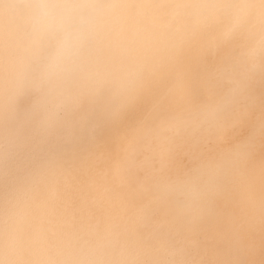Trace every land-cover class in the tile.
Listing matches in <instances>:
<instances>
[{"label":"bare ground","instance_id":"bare-ground-1","mask_svg":"<svg viewBox=\"0 0 264 264\" xmlns=\"http://www.w3.org/2000/svg\"><path fill=\"white\" fill-rule=\"evenodd\" d=\"M28 2L29 0H0V5H7L10 9L9 16L14 17L11 47L5 52L0 42V67L9 63L21 71L34 67L33 55L28 44L27 21L30 15ZM158 2L169 4L175 0ZM184 2L203 3L205 0ZM129 23L149 29L161 47L166 46L169 29L173 27L182 29L184 26L179 12L163 8ZM248 27L245 25L243 31L236 36L213 39L210 55L202 54L201 39L196 41L186 39L178 57L167 63L155 58L152 68L155 80L151 77L146 80L145 89L141 93L140 108L129 110L117 125L94 144L59 147L57 154L50 161L48 157L51 150L44 140L41 125L57 110V106L64 105L59 112L61 117H70L73 113L89 109L96 98L98 88L116 91L119 87V80L110 75L108 70L114 71L133 65L139 62V59L117 47L114 39L101 38L91 56L88 74L73 72L59 80L54 79L39 97L34 91L22 90L12 102L11 108L7 106L6 97L0 96V152L7 144H11V158L7 167L0 165V259L33 261L48 259L45 248L50 246L59 258L95 261L160 258L188 260L192 261V264L235 260L241 264H264V221L258 212L260 176L264 170V137L261 136L259 129L261 117L259 100L255 108L250 110V120L240 118V113L237 114V127L229 128L224 134L225 139L220 143H217L209 132L201 130L193 133L184 126L179 131L171 133V140L165 145L174 161L185 169L193 166L195 158L199 160L211 158L221 152L238 151L241 154L237 160L238 173L219 180L220 187L210 186L196 201L200 211L195 213V222L187 235L190 239L199 241L198 247H188L182 255L172 256L165 253L157 257L149 250L122 254L120 245L111 243L94 253L86 254L80 251L77 237L71 227L56 233L49 231L47 240H41L24 251L6 247L7 230L13 221H16L15 227H22L28 231L36 230L41 224L48 229L52 228V224L42 213L24 218L16 215L19 207L30 203L25 196V189L38 179L36 171L38 160L51 163L53 168L70 169L71 175L65 185V194L59 202L60 212L65 209L70 211L75 197L70 198L69 192L75 196L80 179L89 173L100 171L101 161L106 153L120 151L119 141H123L127 147V152L122 154L127 157L129 168L120 190L123 209L119 212L116 222L125 224V194L128 186H136L138 179L144 175V170L138 167V163L145 157H152L153 154L146 152L143 145L150 135V130L159 123L158 119L145 118L150 110L147 98L153 95L156 85L162 88L171 87L173 65L184 79H190L196 84L191 103L197 108L219 105L223 102L229 87L227 81L223 87L215 91L205 89L202 85L209 73L216 72L221 66L227 71L235 63H239V71L231 72L229 77L239 87L253 92L257 97L264 94V73L258 70L264 66V59L253 51L247 40ZM252 31L254 33L256 29ZM214 34L215 31H208L206 38H213ZM3 35L7 34L0 32V37ZM187 103L188 101L178 94H173L160 106L159 111L163 115H171L182 111ZM152 164L154 167H160L158 159H152ZM166 206V204L158 206L152 219L136 229L139 236L150 238L157 222L165 224L162 235H169L166 218L162 215ZM103 216H106L103 210L92 212L85 209L76 215L75 223H96ZM113 239L111 235H107V240Z\"/></svg>","mask_w":264,"mask_h":264},{"label":"snow or ice","instance_id":"snow-or-ice-1","mask_svg":"<svg viewBox=\"0 0 264 264\" xmlns=\"http://www.w3.org/2000/svg\"><path fill=\"white\" fill-rule=\"evenodd\" d=\"M36 0H29V5ZM89 7L100 9L102 12L112 14V23L115 28L122 30L130 21L139 20L141 16L147 15L146 10L152 6L164 8L167 4L158 0H81ZM42 8L47 7L46 0H39ZM259 4V22L264 32V0H205L202 6L205 9L204 20L208 24L217 26L213 38H206V32L200 37L203 42L202 54H211L213 39H223L236 28L242 25L254 5ZM227 5L229 13L227 21L215 14L220 6ZM10 9L0 5V32L7 34L11 40V29L14 20L9 16ZM30 22V18L27 21ZM35 39L31 43L35 44ZM182 37L177 36L174 47L180 46ZM87 46V39H85ZM264 49V40L261 41ZM63 55V53H61ZM175 57L172 49L155 52L152 54L151 62L139 61L133 65L122 67L116 70H108L119 80V87L116 91L111 89H97V95L91 107L81 113H73L70 117H61L59 112L64 105L57 106L49 119L42 125V135L48 144L51 154L50 161L55 157L59 147L77 145L82 147L85 144H94L101 139L113 126L117 125L123 116L132 109L141 107V93L145 89V82L150 77L155 80L152 71L153 61L159 58L161 61L169 62ZM239 71V63L233 64L227 71L221 66L216 72L209 73L202 87L215 91L223 87L230 73ZM172 85L169 88H162L156 85L153 95L147 98L149 103L148 116L158 119L159 123L150 130V135L145 139L144 150L153 154L152 157H145L138 163V167L144 170L142 178L150 181L154 186H164L173 191L196 192L202 194L208 188L202 182L204 169L198 165L199 158L193 160V166L185 169L179 166L170 155V150L165 145L171 140V133L177 132L184 123L171 115L160 113V106L168 101L178 89L184 84L183 75L172 66ZM174 85V86H173ZM22 90L43 92V77H37L31 67L21 71L9 63L0 67V96L6 97L8 107L20 95ZM185 99V97H181ZM39 103V101H38ZM240 118L251 119L250 110H242ZM238 118L226 120L221 126L211 128L209 133L217 143L225 139V133L229 128L235 129ZM260 133L264 137V94L261 96V117ZM254 134V132H253ZM120 151L106 153L101 161L102 168L97 173H89L82 177L76 189L75 198L71 210L65 209L60 212L59 202L65 194V185L71 175L70 169L65 167L53 168L51 163L38 160L36 171L38 179L25 189V196L29 204L17 209L16 215L24 218L43 214L52 224L48 229L41 224L36 230L28 231L22 227H15L16 221L9 224L8 239L6 247L17 251H24L41 240H47L48 233L65 231L71 227L77 237L81 252L89 254L98 251L101 247H107L111 243L120 245L122 254L140 253L145 250L151 251L155 256L162 254L172 256L182 255L188 247H198L199 241L190 239L188 233L194 224L196 215L191 213L185 206L166 204L162 215L166 218L168 236L162 235L164 223L157 222L150 238H142L132 226L117 223L116 218L123 209L120 200V190L129 168L127 157L122 153L127 152L123 141H119ZM11 149V144L5 146V152ZM152 159H158L160 167H154ZM85 209L95 212L103 210V216L96 223H75V217ZM260 209L264 212V170L260 176ZM142 217L137 218L141 222ZM181 225V227H177ZM234 232V229L232 230ZM114 239L107 240V235ZM49 258L43 260H5L4 264H192L188 260L176 259H125L112 261H95L81 258H59L52 247H46ZM209 264H241L235 260H216Z\"/></svg>","mask_w":264,"mask_h":264},{"label":"clouds","instance_id":"clouds-1","mask_svg":"<svg viewBox=\"0 0 264 264\" xmlns=\"http://www.w3.org/2000/svg\"><path fill=\"white\" fill-rule=\"evenodd\" d=\"M46 5V9L42 8L39 0L30 5L28 33V44L34 61L33 73L37 77H43V91L51 81L59 80L69 73L88 74L91 56L101 38L114 39L117 47L138 58L139 61L150 63L153 53L172 49L175 52V57H178L186 39L196 41L203 33L217 29L216 25L205 22V9L202 3L175 0L163 9L179 12L184 26L182 29L175 27L169 29L166 46L161 47L159 41L151 35L150 30L146 27L141 28L129 23L122 30L117 29L112 23V14L89 7L81 0H46ZM159 9L162 8L152 6L146 10V13L151 14ZM228 13L227 5L220 6L215 12L225 21H227ZM245 25L249 26L247 40L252 45L253 51L261 59H264V49L261 47L264 32H262L259 22V4L253 6L242 25L234 29L227 37L238 35L243 31ZM252 29H256V31L253 33ZM178 35L182 37V42L180 46L174 47ZM33 39L36 41L34 45L31 43ZM85 39H87V46H85ZM0 42H2L5 52L11 47L12 41L7 35L0 37ZM258 70L264 73V66L259 67ZM227 83L229 87L222 103L197 108L191 103L196 84L185 78L183 87L177 90V94L180 97H185V100L188 101L187 106L171 116L181 120L184 126L191 129L193 133L201 130L209 132L211 128L219 127L226 120L235 118L242 110L254 109L257 100L261 104L262 94L257 97L253 92L242 89L231 77H228ZM39 94L37 93L38 97ZM240 155L238 151L235 153L221 152L215 157L198 161V165L204 169L203 184L207 188L210 186L220 187L219 180L236 175L238 173L237 160ZM10 158L11 149L5 152L4 148L0 152V165L7 167ZM201 195L200 191L182 192L173 191L164 186L157 187L147 179L139 178L137 185H129L125 194V224L138 229L152 219L158 206L164 204L182 205L191 213H198L200 209L196 201ZM258 212L261 220L264 221V212L260 207ZM138 217H142V221L139 223L137 222ZM4 262V259H0V264H4Z\"/></svg>","mask_w":264,"mask_h":264},{"label":"flooded vegetation","instance_id":"flooded-vegetation-1","mask_svg":"<svg viewBox=\"0 0 264 264\" xmlns=\"http://www.w3.org/2000/svg\"><path fill=\"white\" fill-rule=\"evenodd\" d=\"M69 194H70V195H69L70 198H74V197H75L74 194H73L72 192H69Z\"/></svg>","mask_w":264,"mask_h":264}]
</instances>
